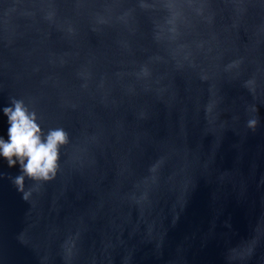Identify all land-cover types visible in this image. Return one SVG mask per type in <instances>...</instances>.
<instances>
[{"label": "water", "instance_id": "water-1", "mask_svg": "<svg viewBox=\"0 0 264 264\" xmlns=\"http://www.w3.org/2000/svg\"><path fill=\"white\" fill-rule=\"evenodd\" d=\"M13 99L67 142L0 157V264H264V0H0Z\"/></svg>", "mask_w": 264, "mask_h": 264}, {"label": "clouds", "instance_id": "clouds-1", "mask_svg": "<svg viewBox=\"0 0 264 264\" xmlns=\"http://www.w3.org/2000/svg\"><path fill=\"white\" fill-rule=\"evenodd\" d=\"M3 114L9 124L8 139L0 138V157L11 168L17 164L21 174L13 183L17 190L24 192V180H49L55 175L60 145L67 142L62 129L50 130L42 137V130L36 122L35 113L30 112L21 100L13 99L10 107L3 108ZM255 121L249 122L253 127ZM22 198H27L24 193Z\"/></svg>", "mask_w": 264, "mask_h": 264}]
</instances>
